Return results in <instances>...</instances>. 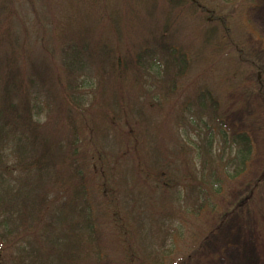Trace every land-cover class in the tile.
Instances as JSON below:
<instances>
[{"label":"trees","instance_id":"trees-1","mask_svg":"<svg viewBox=\"0 0 264 264\" xmlns=\"http://www.w3.org/2000/svg\"><path fill=\"white\" fill-rule=\"evenodd\" d=\"M20 1L0 0V264H196L225 230L260 242L264 161L229 128L264 76L232 27L259 0H63L33 38ZM149 8L163 23L130 42ZM198 61L218 85L187 91Z\"/></svg>","mask_w":264,"mask_h":264},{"label":"rangeland","instance_id":"rangeland-1","mask_svg":"<svg viewBox=\"0 0 264 264\" xmlns=\"http://www.w3.org/2000/svg\"><path fill=\"white\" fill-rule=\"evenodd\" d=\"M32 1L33 6L26 0L20 1V9L24 16H26L28 21L27 24L33 27L29 28V31H31V38L35 36V33L42 34L43 29H45L46 32L51 33L53 28L52 20L56 19L59 6H63V0ZM111 1L112 0H105L108 11L112 9ZM201 1L203 4L209 5L210 7L212 5L215 9L222 6L223 3L221 0ZM132 8L141 11V8ZM119 9H123V6H119ZM148 10L149 11L145 10L144 18L142 17L137 23V26L141 28V31L134 34L133 37H129L130 42L141 39L143 37V32L154 30L157 26L163 23V10L158 8H149ZM235 15V24L233 23L234 25H232V27L234 31L235 26L237 25L239 31H235L234 35L236 34L237 37L239 36V39H241V36H246L245 41L252 48L262 50V64L264 66V0H259L255 6L249 8L245 14H243V17L242 12H236ZM176 38L179 40L184 38V31H178ZM140 41H142V39ZM32 42H34L33 39ZM123 42H126V38ZM187 42L188 40L185 39L181 41V43H185L184 45H186ZM36 47L39 48V44ZM37 48L35 51L36 53H39ZM41 55H43L42 51ZM204 69V62L198 61L197 63H193L182 86L186 87L187 91H194L196 88H200L204 84L209 87H212V85H218L219 78L217 80V75L212 72L203 74ZM222 73L223 71L220 72L221 75ZM254 79L261 82V90L264 91V76L261 77L258 74L248 80L245 85V89L248 90H245V94L249 97L246 98L245 96H241V100L240 98H237L235 104L239 109L238 112L234 114V117H232L229 128L233 129L234 127H239L240 129L251 132L253 141L259 152L258 160L260 161L256 163L258 164L264 161V104L256 95L249 91L254 87V85L251 86L250 84V81L254 82ZM243 101L245 105L240 104V102ZM233 225L234 224H232V226ZM246 236V234L244 236L242 230L234 229L232 232L229 230L223 231L218 237H213V239L207 244V249L196 264H264V235H260L261 241L257 243H255V240L252 238L249 240Z\"/></svg>","mask_w":264,"mask_h":264}]
</instances>
